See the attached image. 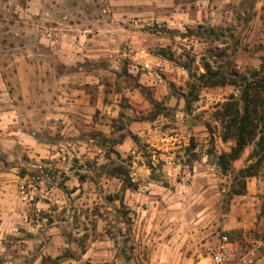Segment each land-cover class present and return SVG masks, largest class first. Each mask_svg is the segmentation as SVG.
<instances>
[{
    "label": "rangeland",
    "instance_id": "obj_1",
    "mask_svg": "<svg viewBox=\"0 0 264 264\" xmlns=\"http://www.w3.org/2000/svg\"><path fill=\"white\" fill-rule=\"evenodd\" d=\"M124 1L0 0V264H264V167L233 195L252 146L221 171L237 90L203 78L259 69L264 0Z\"/></svg>",
    "mask_w": 264,
    "mask_h": 264
},
{
    "label": "trees",
    "instance_id": "obj_2",
    "mask_svg": "<svg viewBox=\"0 0 264 264\" xmlns=\"http://www.w3.org/2000/svg\"><path fill=\"white\" fill-rule=\"evenodd\" d=\"M203 78H207V85H230L237 90V95H232L217 111L222 140L233 142L229 152L218 157V166L227 173L231 162L238 160L244 150L252 146L250 159L253 162L234 174L238 187L233 190V195L242 196L246 192L247 180L264 167V62L249 76L208 72ZM128 183L131 185L130 181Z\"/></svg>",
    "mask_w": 264,
    "mask_h": 264
},
{
    "label": "crops",
    "instance_id": "obj_3",
    "mask_svg": "<svg viewBox=\"0 0 264 264\" xmlns=\"http://www.w3.org/2000/svg\"><path fill=\"white\" fill-rule=\"evenodd\" d=\"M156 2V1H155ZM156 3L157 7H165L166 11L162 12V13H167L169 14V17H158L160 19H163L164 21L169 22L171 25H173L174 27H177L178 25H186L187 22H192V19H188L186 18L184 20V22H179L178 20H172L170 19V17H173L174 15H178V12L180 10V12H184V4L180 5L179 3H177L176 0H157ZM119 5H124L126 4V2L124 0H119V2H117ZM140 3V2H139ZM133 3H130V5ZM182 9V11H181Z\"/></svg>",
    "mask_w": 264,
    "mask_h": 264
},
{
    "label": "built area",
    "instance_id": "obj_4",
    "mask_svg": "<svg viewBox=\"0 0 264 264\" xmlns=\"http://www.w3.org/2000/svg\"><path fill=\"white\" fill-rule=\"evenodd\" d=\"M223 246L219 249V251L214 255L213 260L215 263H221L223 259V255L226 252V246H227V239L226 237L223 238Z\"/></svg>",
    "mask_w": 264,
    "mask_h": 264
}]
</instances>
